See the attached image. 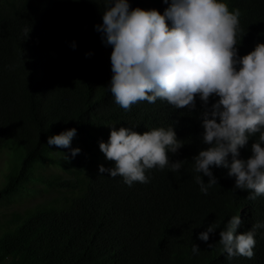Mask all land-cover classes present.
Listing matches in <instances>:
<instances>
[{
  "label": "trees",
  "instance_id": "trees-1",
  "mask_svg": "<svg viewBox=\"0 0 264 264\" xmlns=\"http://www.w3.org/2000/svg\"><path fill=\"white\" fill-rule=\"evenodd\" d=\"M223 2L241 13L238 56L264 43V0ZM128 3L161 14L167 7L163 0ZM104 9V0H0V200L28 202L0 211V264H264V227L255 231L251 259H227L218 242L233 215L243 221L238 232L264 225V196L248 199L224 167H213L218 184L200 191L192 161L208 147L200 97L191 110L157 100L125 111L114 102L112 46L96 30ZM171 125L184 143L168 153L170 161L185 159L178 172L153 168L148 183L132 186L98 172L100 164L113 166L99 148L113 127L143 133ZM69 128L76 129L70 148L47 144ZM72 148L80 149L75 157ZM209 224L219 227L204 242L198 235Z\"/></svg>",
  "mask_w": 264,
  "mask_h": 264
},
{
  "label": "clouds",
  "instance_id": "clouds-1",
  "mask_svg": "<svg viewBox=\"0 0 264 264\" xmlns=\"http://www.w3.org/2000/svg\"><path fill=\"white\" fill-rule=\"evenodd\" d=\"M167 7L131 8L128 0H104L102 42L112 46V77L108 90L114 102L125 111L140 102L166 101L176 109L195 108L200 97L206 106L201 113L202 143L208 147L192 157L200 191L207 195L217 185L213 167L228 169L235 177V189L247 190L248 199L264 196V43L238 56L241 34L239 9L229 10L223 0H163ZM170 22V24H169ZM30 28L24 30L27 36ZM75 45H73L74 47ZM210 97H218L207 107ZM251 155L240 158L250 137ZM75 128L49 136L47 144L70 148ZM184 143L177 139L172 125L139 133L129 127L112 128L100 151L113 166H98V172L122 177L128 186L146 184L147 170L157 168L178 172L184 160L170 161ZM71 149V156L79 154ZM229 155L231 159L229 160ZM67 159V157H65ZM202 176L208 177L207 182ZM243 221L233 215L219 232V244L227 259H251L256 245L257 223L238 232ZM219 227L209 224L198 239L208 242ZM210 244L209 247H212ZM200 251L192 245V252Z\"/></svg>",
  "mask_w": 264,
  "mask_h": 264
},
{
  "label": "rangeland",
  "instance_id": "rangeland-1",
  "mask_svg": "<svg viewBox=\"0 0 264 264\" xmlns=\"http://www.w3.org/2000/svg\"><path fill=\"white\" fill-rule=\"evenodd\" d=\"M43 196V195H42ZM41 196H38L37 198H40ZM28 202H26L24 197H20V196H15L13 198L10 199L9 202L5 201V200H0V211L4 210L5 206H20V207H24Z\"/></svg>",
  "mask_w": 264,
  "mask_h": 264
}]
</instances>
